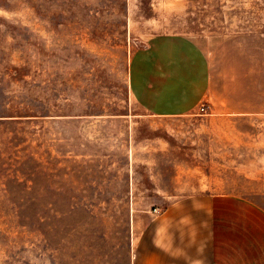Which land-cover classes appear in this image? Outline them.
Listing matches in <instances>:
<instances>
[{
    "label": "rangeland",
    "instance_id": "rangeland-1",
    "mask_svg": "<svg viewBox=\"0 0 264 264\" xmlns=\"http://www.w3.org/2000/svg\"><path fill=\"white\" fill-rule=\"evenodd\" d=\"M199 194L264 209V0H0V264H130Z\"/></svg>",
    "mask_w": 264,
    "mask_h": 264
},
{
    "label": "crops",
    "instance_id": "crops-1",
    "mask_svg": "<svg viewBox=\"0 0 264 264\" xmlns=\"http://www.w3.org/2000/svg\"><path fill=\"white\" fill-rule=\"evenodd\" d=\"M204 94L188 87L177 100L179 115L189 114ZM130 239V264H264V209L231 196L199 194L162 209L136 210Z\"/></svg>",
    "mask_w": 264,
    "mask_h": 264
},
{
    "label": "built area",
    "instance_id": "built-area-1",
    "mask_svg": "<svg viewBox=\"0 0 264 264\" xmlns=\"http://www.w3.org/2000/svg\"><path fill=\"white\" fill-rule=\"evenodd\" d=\"M201 111H204V109L202 108Z\"/></svg>",
    "mask_w": 264,
    "mask_h": 264
}]
</instances>
